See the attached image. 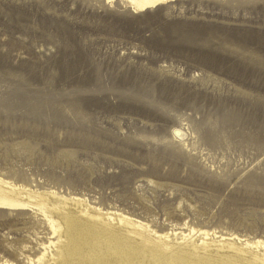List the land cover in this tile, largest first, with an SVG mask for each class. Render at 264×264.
I'll return each mask as SVG.
<instances>
[{
  "label": "rangeland",
  "instance_id": "rangeland-1",
  "mask_svg": "<svg viewBox=\"0 0 264 264\" xmlns=\"http://www.w3.org/2000/svg\"><path fill=\"white\" fill-rule=\"evenodd\" d=\"M263 29L264 0H0V175L159 233L264 242ZM50 241L36 208L0 209V264H42Z\"/></svg>",
  "mask_w": 264,
  "mask_h": 264
},
{
  "label": "bare ground",
  "instance_id": "bare-ground-1",
  "mask_svg": "<svg viewBox=\"0 0 264 264\" xmlns=\"http://www.w3.org/2000/svg\"><path fill=\"white\" fill-rule=\"evenodd\" d=\"M104 1L114 4L117 0ZM126 1L136 13H145L152 10L159 11L178 0ZM211 27L212 24H207L203 28L194 27L190 33L199 34L187 33L190 41L197 44L196 41L202 40L199 37L207 33ZM224 29L227 30V27ZM248 35L261 36L257 30ZM239 42L244 44L242 41H238V44ZM210 43L205 45L211 48ZM231 54L241 61L252 59L255 60L254 64L260 61L253 57L248 58L244 52ZM254 73V68L245 67L237 71L235 76L238 75L240 80L244 81L254 79ZM175 133L182 141H184L182 136L187 135L178 130ZM14 175L17 177L13 179L0 175V209L13 211L36 208L52 231V235L59 240L58 244L50 241L49 247H44L43 253L38 258L39 263L264 264V242L261 240L252 241L235 234H221L213 230L194 228H190L187 232L159 233L152 229L149 223L119 211L107 210L91 204L84 197L72 194L63 196L52 189L48 194H41L22 182L23 178L20 174ZM173 236L175 240L171 239ZM56 247L57 251L54 254L52 248ZM6 264L14 263L6 262Z\"/></svg>",
  "mask_w": 264,
  "mask_h": 264
}]
</instances>
